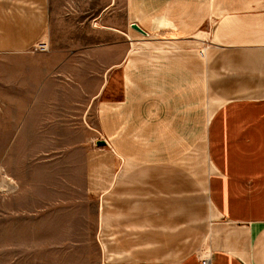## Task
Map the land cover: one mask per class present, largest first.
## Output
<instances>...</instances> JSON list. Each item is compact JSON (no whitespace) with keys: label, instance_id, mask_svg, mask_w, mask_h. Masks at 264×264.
I'll return each instance as SVG.
<instances>
[{"label":"rangeland","instance_id":"obj_1","mask_svg":"<svg viewBox=\"0 0 264 264\" xmlns=\"http://www.w3.org/2000/svg\"><path fill=\"white\" fill-rule=\"evenodd\" d=\"M48 6L50 29L42 40L49 44L48 52L0 50V264H109L105 247L114 241L100 222V208L106 212L118 185L135 184L149 187L148 199L158 201L159 208H151L153 215L168 211L170 221H181V238L190 235L196 240L192 250L197 256L210 254L213 259L211 228L216 244L219 227L238 226L227 206L242 199L252 201L255 195L261 196L264 206V179L261 190H237L254 178L237 167L245 166L248 173L264 172V141L259 142L254 133L244 137L252 127L238 132L243 129L234 126L235 118L211 139L210 118L229 100L245 95L244 111L250 112L246 119L257 126L264 121V95L256 88L254 93L252 87L262 81L238 75L244 70L242 64H223L222 53L229 49L217 46L219 42L208 35L205 38L206 33L180 48L142 35L131 27L137 23L129 19L127 0H48ZM211 54L213 87L222 96H212L205 86ZM127 55L135 60L133 75H166L175 70L170 75H178L177 71L191 75L188 84L193 88L195 84L190 92L184 76H171L168 83L176 86L162 90L164 96L150 89L147 99L158 102L164 97L166 113L179 119L180 125H175L179 139L160 143L155 127L134 122L129 131L142 133L136 141L145 142L131 143L139 159L129 160L115 155L107 121L100 120L108 114L104 104L123 97ZM251 67L245 65L246 70ZM97 75H101L100 96ZM239 88L250 90L227 94ZM191 109L196 110L197 122L187 121ZM171 122L165 119L164 132ZM99 141L106 144L99 146ZM147 150L151 155L160 151V160L142 163ZM165 155L173 158L165 160ZM145 166L150 170L147 174L140 175V170L130 175ZM237 181L239 187L227 186ZM212 184L231 188L219 191L221 207L214 200ZM173 200L177 204L179 200V208L175 204L170 213ZM258 210L255 216H264Z\"/></svg>","mask_w":264,"mask_h":264},{"label":"crops","instance_id":"obj_2","mask_svg":"<svg viewBox=\"0 0 264 264\" xmlns=\"http://www.w3.org/2000/svg\"><path fill=\"white\" fill-rule=\"evenodd\" d=\"M0 3L6 4V7H0V50L23 52L35 48L47 37L50 29L48 0H0ZM127 3L131 23H137L142 27L149 35L146 37L170 44L169 46L173 48L185 47L181 46V43L190 41V38L199 33H206L205 38L208 35L212 42H219V44L216 43L217 46L229 49L222 53L224 57L222 63L242 64L244 70L242 73L239 71L238 75H253V79L261 80V84L256 81L257 83H254L252 88H254V93H256V88L260 90L259 94L264 95V0H127ZM233 54L234 58L231 59ZM134 63L135 60L127 55L124 60L125 74L122 75L123 97L119 101L105 103L108 114L100 118L101 121H107L109 143L114 145L115 155L126 160L139 159V156L134 153L137 151L136 147H130L131 143L141 142V139L136 140L142 133L136 134L129 131L133 130L134 122L142 120L147 124V128L155 127L157 137L163 140L160 143L168 144L167 142L173 140L175 136L179 139L180 131L175 126L180 125L179 119L176 120L171 114L166 113L163 107L166 102L164 97L159 98L158 102H151L147 99L150 97L147 95L150 89L160 95L162 90L166 91L176 86V84L168 83L170 80L168 78L171 76H176L177 79L184 76L189 91L195 89V84L194 88L188 84L191 75H180L179 71L176 72L178 75H170V72H175V70L167 71L166 75H133ZM212 65L213 55L211 54L206 62L205 86L212 96H222L213 87ZM245 65H252V67L246 70ZM223 69L228 72V75H233L227 68ZM100 76L96 77L98 81L96 95L99 96ZM249 90L250 88H239L237 92H227V94L241 95ZM163 94L164 92L161 96H164ZM244 96L240 97L241 99L229 100L226 105L221 106L212 120L210 118L211 139L214 132H221L223 125H228V121L235 118L234 126L243 129L238 132L252 127L244 133V137L254 133L259 142L264 141L262 140L264 132H261V128H264V121H261L263 126L260 120L255 126L251 119H246L249 111L247 113L244 111V103H246ZM101 105L100 110H102ZM191 110L187 121L195 119L197 122V117L194 115L196 110ZM256 117L259 118L258 115ZM166 118L172 122L167 124L170 127L164 132ZM238 121H240L239 125ZM246 121L249 122L246 123ZM164 135L169 139H165ZM144 142L142 141L140 145ZM159 152L151 155L148 151L146 156H142L140 160L144 164L150 159L159 161L161 158L159 155H162ZM172 158L171 155L164 156L165 160ZM136 168L139 170L132 171L130 175L136 176L140 170H142L140 175H145L150 171L148 166L144 169L143 167ZM237 168L242 173L248 174L250 178L254 177L237 190L243 192L261 190L260 179H264V172L248 173L245 166ZM151 169H156V167ZM238 182L227 184V186H232V189L234 185L239 187ZM117 187L116 198L109 200V208L106 212L101 213L102 207L100 208V222L105 224L107 235L114 241L108 242L109 245L105 247L104 254L109 257V264H201L196 251L192 250L196 247V240L191 239L190 235L181 238L179 226L181 221H170L168 211L162 212L161 216L152 214L151 208L158 209L159 207L157 208V200L148 199L149 187L143 184L118 185ZM223 187L220 184L211 186L215 195L214 200L220 207L222 199L218 195L219 191L231 189ZM173 188L175 189L172 186L171 190L174 192ZM248 200L242 199L237 204L227 206L226 209L230 207L232 209L227 213L237 219L238 226L232 229L219 227L220 240L216 244L212 242L215 230L211 228V248L215 253L212 264H264V216H255L260 208L264 212V206L261 203V196L258 199L255 195L252 201L249 198ZM161 202L159 206L163 207V202ZM175 204L177 203L174 200L172 204L169 203L170 213L174 212L172 209ZM177 208H179V200ZM227 213L225 212V215Z\"/></svg>","mask_w":264,"mask_h":264},{"label":"built area","instance_id":"obj_3","mask_svg":"<svg viewBox=\"0 0 264 264\" xmlns=\"http://www.w3.org/2000/svg\"><path fill=\"white\" fill-rule=\"evenodd\" d=\"M35 50L38 52H48L49 51V44L46 41H42L38 43L35 47ZM201 264H212V259L210 254H204L201 256Z\"/></svg>","mask_w":264,"mask_h":264},{"label":"water","instance_id":"obj_4","mask_svg":"<svg viewBox=\"0 0 264 264\" xmlns=\"http://www.w3.org/2000/svg\"><path fill=\"white\" fill-rule=\"evenodd\" d=\"M131 27H132L134 30H136V31H138L139 33H141L142 35H144V36H148V33L145 32L142 28H140L137 24H132ZM105 144H106V143H105V142H102V141H99V142H98V145H99V146H104Z\"/></svg>","mask_w":264,"mask_h":264}]
</instances>
